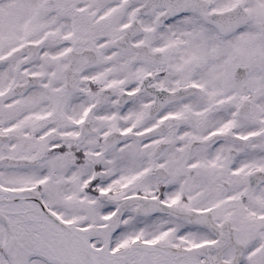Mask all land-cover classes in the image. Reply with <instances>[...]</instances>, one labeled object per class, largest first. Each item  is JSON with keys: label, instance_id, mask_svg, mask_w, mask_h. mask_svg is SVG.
Listing matches in <instances>:
<instances>
[{"label": "snow or ice", "instance_id": "6c2138e0", "mask_svg": "<svg viewBox=\"0 0 264 264\" xmlns=\"http://www.w3.org/2000/svg\"><path fill=\"white\" fill-rule=\"evenodd\" d=\"M0 264H264V0H0Z\"/></svg>", "mask_w": 264, "mask_h": 264}]
</instances>
